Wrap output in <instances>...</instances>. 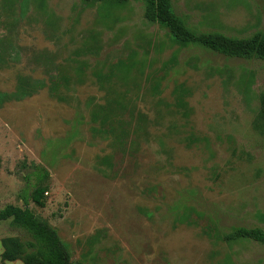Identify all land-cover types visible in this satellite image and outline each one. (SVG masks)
Listing matches in <instances>:
<instances>
[{
    "label": "rangeland",
    "instance_id": "obj_1",
    "mask_svg": "<svg viewBox=\"0 0 264 264\" xmlns=\"http://www.w3.org/2000/svg\"><path fill=\"white\" fill-rule=\"evenodd\" d=\"M172 7L195 32L264 31V0ZM143 15L137 0H0V94L32 87L0 106V210L45 187L27 206L72 264H264L263 245L222 238L264 231V61L180 46ZM105 107L112 133L94 131ZM14 237L0 222V255Z\"/></svg>",
    "mask_w": 264,
    "mask_h": 264
},
{
    "label": "trees",
    "instance_id": "obj_2",
    "mask_svg": "<svg viewBox=\"0 0 264 264\" xmlns=\"http://www.w3.org/2000/svg\"><path fill=\"white\" fill-rule=\"evenodd\" d=\"M102 1V0H84ZM116 1V0H112ZM144 8V18L149 23H155L167 30L168 34L180 46H194L215 55L226 58L264 61V31H257L246 38L227 37L218 32H195L190 29L184 20L177 16L172 7V0H137ZM65 80V79H62ZM61 83L56 80L50 82L48 91L51 96L65 101L59 93ZM31 86L22 82L13 94H0V106L8 100L20 101L32 95ZM261 115L264 117V97L261 99ZM92 113V121H99L100 128L95 132L112 133L113 127L110 116L111 109L102 113L104 109ZM123 136L126 131H121ZM123 152L125 149L123 148ZM45 187H36L28 196V200L38 207H44ZM28 200L23 199V207L6 206L0 210V222L9 221L10 225L23 232L25 240L4 238L1 240V264L20 261L22 264H72L65 244L62 243L56 231L44 220L34 215L28 208ZM223 240L231 241L246 239L264 246V231L260 228H233ZM73 264H83L76 262Z\"/></svg>",
    "mask_w": 264,
    "mask_h": 264
},
{
    "label": "crops",
    "instance_id": "obj_3",
    "mask_svg": "<svg viewBox=\"0 0 264 264\" xmlns=\"http://www.w3.org/2000/svg\"><path fill=\"white\" fill-rule=\"evenodd\" d=\"M2 247V246H1ZM2 253V252H1Z\"/></svg>",
    "mask_w": 264,
    "mask_h": 264
}]
</instances>
